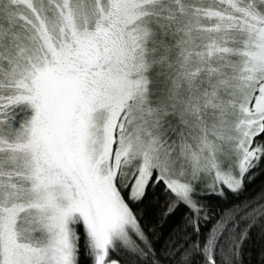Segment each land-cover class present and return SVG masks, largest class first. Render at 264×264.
Instances as JSON below:
<instances>
[{"label":"snow or ice","instance_id":"snow-or-ice-1","mask_svg":"<svg viewBox=\"0 0 264 264\" xmlns=\"http://www.w3.org/2000/svg\"><path fill=\"white\" fill-rule=\"evenodd\" d=\"M260 168L264 0H0V264H162L157 190L171 264H244L264 195L201 201Z\"/></svg>","mask_w":264,"mask_h":264},{"label":"trees","instance_id":"trees-1","mask_svg":"<svg viewBox=\"0 0 264 264\" xmlns=\"http://www.w3.org/2000/svg\"><path fill=\"white\" fill-rule=\"evenodd\" d=\"M264 195V168L257 169L255 174L246 184L244 191L233 194L226 192L225 197L208 195L202 199V203L206 205L205 213L208 217L207 222L200 221L201 238L206 236L208 232L216 225L221 216L225 215L232 209L244 202L255 203ZM154 197L158 199V204H149L147 209L146 224L148 228H155L156 237H154V246L157 253L161 256L162 264H171L167 259L163 249L170 241L176 240L183 242L184 233L179 231L184 224L188 215V210L181 207L175 215L170 218L161 220L160 217L165 210L167 198L160 190L154 193ZM79 233V229H77ZM260 230L256 229L252 233V238L245 245L244 264H261L264 258V237L260 234ZM189 235L191 232L189 231ZM112 258L121 261V264H137L126 252L118 251L112 254Z\"/></svg>","mask_w":264,"mask_h":264}]
</instances>
